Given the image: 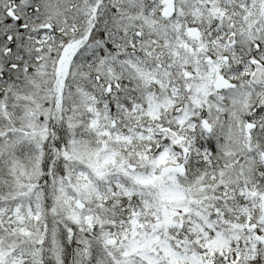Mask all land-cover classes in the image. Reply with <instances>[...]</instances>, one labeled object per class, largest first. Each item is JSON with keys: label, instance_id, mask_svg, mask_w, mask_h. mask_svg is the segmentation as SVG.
Wrapping results in <instances>:
<instances>
[{"label": "snow or ice", "instance_id": "snow-or-ice-1", "mask_svg": "<svg viewBox=\"0 0 264 264\" xmlns=\"http://www.w3.org/2000/svg\"><path fill=\"white\" fill-rule=\"evenodd\" d=\"M0 264H264V0H0Z\"/></svg>", "mask_w": 264, "mask_h": 264}]
</instances>
